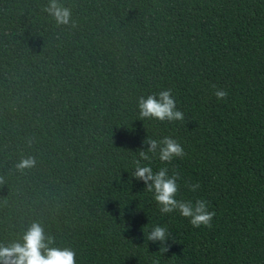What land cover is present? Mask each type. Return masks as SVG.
Instances as JSON below:
<instances>
[{
  "label": "trees",
  "instance_id": "16d2710c",
  "mask_svg": "<svg viewBox=\"0 0 264 264\" xmlns=\"http://www.w3.org/2000/svg\"><path fill=\"white\" fill-rule=\"evenodd\" d=\"M60 2L75 27L48 0H0V244L40 222L77 264H264V0ZM166 88L185 119H140L138 98ZM166 136L183 158L141 164L177 172L211 227L162 214L132 176Z\"/></svg>",
  "mask_w": 264,
  "mask_h": 264
},
{
  "label": "clouds",
  "instance_id": "9594fccd",
  "mask_svg": "<svg viewBox=\"0 0 264 264\" xmlns=\"http://www.w3.org/2000/svg\"><path fill=\"white\" fill-rule=\"evenodd\" d=\"M57 25L75 27L70 7L64 6L60 0H48L44 8ZM214 95L218 100H224L228 91L216 88ZM139 118L142 120H157L160 122L183 121L184 113L177 109V101L171 88H166L158 93L141 96L137 101ZM143 143L148 145L146 150L138 151V159L134 161L135 169L132 176L145 184V190L154 194L155 201L160 205L162 214L178 210L188 218L193 227H211L215 212L209 208V202L204 199L191 200L177 199L179 174L173 172L169 175L167 167L153 171L149 165L141 161H149L150 154H158L161 162L171 163L174 158H183L184 148L174 138L164 137L157 140L147 137ZM36 159L33 156L22 157L16 164L17 170L23 171L35 167ZM3 178L0 177V183ZM190 190L195 192L200 188L199 183L190 185ZM171 233L167 228L155 226L149 232L147 240L161 244L160 251H168L164 244ZM76 251L71 247L55 246V238L45 232L40 222H33L23 233L19 240L8 244H0V264H77Z\"/></svg>",
  "mask_w": 264,
  "mask_h": 264
}]
</instances>
